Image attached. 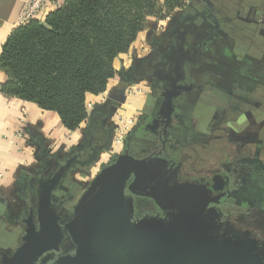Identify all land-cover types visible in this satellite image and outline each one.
I'll return each mask as SVG.
<instances>
[{
  "label": "flooded vegetation",
  "instance_id": "af4514ba",
  "mask_svg": "<svg viewBox=\"0 0 264 264\" xmlns=\"http://www.w3.org/2000/svg\"><path fill=\"white\" fill-rule=\"evenodd\" d=\"M202 7L201 13H191L189 10H194V7L190 2L185 10L170 16V23L173 24L161 35L163 52L155 53V64L149 69L133 73L152 83V96L159 104L154 105L149 114L135 119L124 137L119 155L127 154L148 162L157 158L166 161V164L158 167L153 182H150L149 174L146 175L145 186L149 187L146 190L134 188L133 192L129 191L135 179L131 175L124 195L132 202L131 221L135 224L150 219L167 223L176 214L175 209L168 208L169 205L175 203L176 207L182 206V201L187 199L197 208L206 207L217 217L212 222V233L218 244L223 242L227 249L236 250L239 260H244L248 254L249 261L264 264V141L258 142L256 127L246 126L240 133L220 127L226 114L234 110L232 105L236 98L225 100L227 108L219 112L220 117L215 114L208 134H195L192 130L195 121L190 117L191 110L208 86L207 81L201 78L205 73L195 70L194 66L200 59L206 58L205 50L215 42L216 37L205 20L207 7ZM197 18L203 22L198 29L201 33L191 38L188 35L194 32L193 20ZM177 19L180 22L177 23ZM144 72L147 74L143 75ZM160 76L165 78L161 77L163 80L160 81ZM162 94L171 97L174 108L171 118L170 108L166 110L162 106ZM94 153V147L87 143L80 150L69 152L63 159V162H71L52 195V205H56L62 230L73 219L69 211L86 189H82L81 194V188L71 183L70 169L76 163L91 160ZM115 159L113 157L102 168L113 164ZM176 187L179 188L175 192ZM148 193L155 194L159 204L147 196ZM25 201L27 207L16 205L17 210L15 207L16 211L10 214L12 218L9 220L21 230V235L14 249L0 251V264L3 255L10 256L21 245L27 221L33 219L37 225V183L36 194ZM168 201L171 202L169 205ZM63 232L62 249L45 253L36 264H54L60 258L74 255V243L65 230Z\"/></svg>",
  "mask_w": 264,
  "mask_h": 264
},
{
  "label": "crops",
  "instance_id": "0c3cea01",
  "mask_svg": "<svg viewBox=\"0 0 264 264\" xmlns=\"http://www.w3.org/2000/svg\"><path fill=\"white\" fill-rule=\"evenodd\" d=\"M191 1V13H201L202 6L207 7L205 20L216 36L205 50L206 58L194 66L205 73L201 78L208 86L191 110L190 117L195 121L192 130L208 134L215 114L220 117L219 112L227 108L225 100L236 98L234 110L226 114L220 127L234 133L246 126L256 127L258 142L264 141V0ZM25 2L0 0V50L18 26ZM202 23L200 18L193 20L195 34L188 36L200 34ZM171 24L169 18L147 22L129 51L114 60L113 82L100 96L88 98L87 122L78 131L67 132L55 113L0 94V251L16 247L21 230L9 218L17 210L16 205L27 207L25 200L36 194L39 177L53 172L69 152L91 141L95 149L92 159L76 163L69 174L73 185L87 186L121 152L122 144L113 145L116 117L139 118L159 102L152 96V83L133 73L153 65L155 53L164 50L161 35ZM7 79V73L0 69V85ZM130 88H138L139 92L131 94Z\"/></svg>",
  "mask_w": 264,
  "mask_h": 264
},
{
  "label": "water",
  "instance_id": "95a60500",
  "mask_svg": "<svg viewBox=\"0 0 264 264\" xmlns=\"http://www.w3.org/2000/svg\"><path fill=\"white\" fill-rule=\"evenodd\" d=\"M161 77L165 78L158 77L160 81ZM161 97L162 106L171 110V118L174 111L171 97L164 94ZM70 162L58 165L48 177L37 179V225L33 219L27 221L21 245L10 256L3 255L1 264H36L45 253L59 252L64 230L74 243V255L60 258L54 264H254L248 254L239 260L236 250L229 246L227 249L223 242L217 243L212 233V222L217 217L206 205L197 208L187 199L176 207L168 201V208L176 210L169 222L150 219L132 223V202L124 195L126 183L134 175L129 191L148 189L146 175L155 178L158 167L166 164L157 158L148 162L127 154L117 156L113 164L102 168L86 186L74 207L73 219L62 230L52 195ZM147 196L156 200L153 193ZM156 203L159 204L158 200Z\"/></svg>",
  "mask_w": 264,
  "mask_h": 264
},
{
  "label": "trees",
  "instance_id": "16d2710c",
  "mask_svg": "<svg viewBox=\"0 0 264 264\" xmlns=\"http://www.w3.org/2000/svg\"><path fill=\"white\" fill-rule=\"evenodd\" d=\"M190 2L67 0L7 36L0 69L8 79L0 94L55 113L67 132L78 131L87 122L88 98L113 82L114 60L129 51L148 19L164 20Z\"/></svg>",
  "mask_w": 264,
  "mask_h": 264
},
{
  "label": "built area",
  "instance_id": "2783aa9c",
  "mask_svg": "<svg viewBox=\"0 0 264 264\" xmlns=\"http://www.w3.org/2000/svg\"><path fill=\"white\" fill-rule=\"evenodd\" d=\"M67 0H26L21 15L18 20V25H23L30 20L40 17L43 19L44 15L49 9L56 8L62 5ZM131 94H136L139 92L138 88H130ZM90 106L87 105V108ZM135 119L130 116L129 118L124 115H119L116 117V125L114 130L113 145L118 147L122 144L124 137L130 131ZM18 138L20 134L16 135Z\"/></svg>",
  "mask_w": 264,
  "mask_h": 264
},
{
  "label": "rangeland",
  "instance_id": "374dc122",
  "mask_svg": "<svg viewBox=\"0 0 264 264\" xmlns=\"http://www.w3.org/2000/svg\"><path fill=\"white\" fill-rule=\"evenodd\" d=\"M175 15L177 14L176 12L174 13ZM172 17V16H171ZM170 17V18H171ZM166 18H169V17H167L166 16ZM150 20H153V23H157L158 21L156 20V18H149L148 19V21H150ZM151 23V22H150ZM130 117V116H129ZM128 117V118H129ZM133 117V116H132ZM87 143H89V145L92 143L91 141H88ZM192 148V147H191ZM200 148H199V146L197 147V150H199ZM115 158L117 157V156H114ZM95 177V176H94ZM92 181V180H91ZM91 181H89V183L91 182ZM85 186L86 185H84V183L82 184V183H79V187L81 188V194H82V192H83V190L82 189H84L85 188ZM77 202V201H76ZM76 202H75V204H74V206H72L71 207V209H70V211L69 212H71L72 214H73V210H74V207H75V205H76ZM72 214H70L71 216H72ZM19 217H20V215L19 216H17V218H15L16 220H18L19 219Z\"/></svg>",
  "mask_w": 264,
  "mask_h": 264
}]
</instances>
